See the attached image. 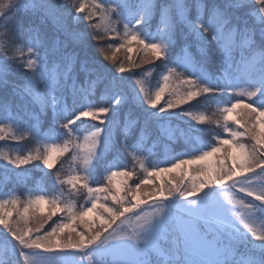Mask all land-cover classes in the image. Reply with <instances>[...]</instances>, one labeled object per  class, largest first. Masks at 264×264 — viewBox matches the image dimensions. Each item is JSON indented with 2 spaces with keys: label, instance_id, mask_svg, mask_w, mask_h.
<instances>
[{
  "label": "snow or ice",
  "instance_id": "obj_1",
  "mask_svg": "<svg viewBox=\"0 0 264 264\" xmlns=\"http://www.w3.org/2000/svg\"><path fill=\"white\" fill-rule=\"evenodd\" d=\"M27 138L44 150L0 159L51 191L0 199V264H264V0H0V141ZM158 142L183 156L146 167Z\"/></svg>",
  "mask_w": 264,
  "mask_h": 264
},
{
  "label": "trees",
  "instance_id": "obj_2",
  "mask_svg": "<svg viewBox=\"0 0 264 264\" xmlns=\"http://www.w3.org/2000/svg\"><path fill=\"white\" fill-rule=\"evenodd\" d=\"M97 2H102V0H97ZM104 2H106V0H104ZM115 19L116 17L113 16V20ZM117 26L121 28V32H122V25H117ZM153 31H155V27H153ZM132 47H133V51L131 53H128L127 49L124 48L116 52L117 64L124 63L125 66L128 67L129 55H131L132 60L134 62L140 61L141 53L137 51L138 46L135 45L134 43ZM9 55H11V53H9ZM105 63L108 64L109 67L112 66L109 61H105ZM145 67H151V65H145ZM135 71L137 73V77H139V75L141 74V69H135ZM123 75L127 77L129 73H124ZM158 79H159L158 72H154L152 76L148 77V80L150 82L149 87L155 85ZM165 99H167V95L165 96ZM161 103H163V101ZM199 110H200V106H197L195 109H193V111H199ZM171 124L173 126L185 128V122L172 120ZM196 126L205 127L206 125L197 124ZM233 127H235V125H233ZM212 128L214 129V131L217 132L221 131V129L217 128L215 125H212ZM45 131H49V129L45 128ZM53 135L55 137V133ZM80 135L82 136L83 133H80ZM200 139L202 142L207 143L208 140L211 139V137L201 136ZM241 139L243 142H247L245 138H241ZM56 142L62 143V138H57ZM38 147L41 151H43L45 147L44 142L41 141L38 143L33 138H27L20 142H14L10 139L0 141V150L8 152L12 156H15L17 154H27L30 151L34 152ZM179 149L180 148H175L172 145H169L166 148L163 142H158L156 148L153 149L152 156L144 158L145 166L147 167L149 164H151L152 166H157L158 164H161L162 167H166L168 166V164L166 163L168 159H171L176 155H180L176 151ZM114 159H116V161L119 164L126 166L128 170L134 171L135 174L129 180V185H134L135 183H138L141 179L147 177V173L143 170V168H141L139 160L133 159L131 153H125L122 157L114 158ZM5 164L6 161L0 159V199L11 200L13 198H18L19 211H23V205L26 203L30 195L34 196L35 194H38L41 190L51 191V181L47 175L49 170L43 168L37 169L33 167V165L31 164L24 166V168L21 169H16L13 166L9 165L8 168L5 169L4 167ZM189 167H194V166H189ZM72 168H73V163L70 158V153H65L63 156H60L57 159L54 168L50 171L52 173H55L57 170H60L62 178L66 179L69 175L72 174L73 172ZM149 170H151V168H149ZM179 172L180 170H176L174 173H163L162 176L165 178V180H170L174 175H178ZM98 179L100 178L98 177ZM119 179H120L119 177L116 178L117 183ZM152 179L155 180L157 183H159L160 181L159 177H152ZM151 187H152L151 185H147L145 186V190H148ZM77 203L78 204L84 203V199L82 196L77 197ZM109 203L111 204V201H109ZM6 210H11V206H8ZM147 210L148 209H145V211ZM12 211L13 214L11 219L15 221L18 219V216L16 214V210H12ZM48 211L49 209L47 205H41L37 208L30 209L28 214V220L30 221L29 226H32V224L37 218H39L43 214H46ZM62 215L63 214H58L57 217H53V219H58ZM48 223L50 224L51 221H49ZM47 227L48 224L45 225V228ZM2 239L3 236L0 235V240ZM21 264H22V260H21Z\"/></svg>",
  "mask_w": 264,
  "mask_h": 264
},
{
  "label": "rangeland",
  "instance_id": "obj_3",
  "mask_svg": "<svg viewBox=\"0 0 264 264\" xmlns=\"http://www.w3.org/2000/svg\"><path fill=\"white\" fill-rule=\"evenodd\" d=\"M133 223H134V220H133Z\"/></svg>",
  "mask_w": 264,
  "mask_h": 264
}]
</instances>
